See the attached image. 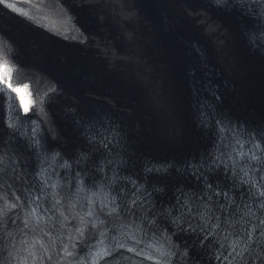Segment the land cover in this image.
I'll list each match as a JSON object with an SVG mask.
<instances>
[{"label": "bare ground", "instance_id": "obj_1", "mask_svg": "<svg viewBox=\"0 0 264 264\" xmlns=\"http://www.w3.org/2000/svg\"><path fill=\"white\" fill-rule=\"evenodd\" d=\"M69 1L87 25H84L86 29L82 35L86 38L81 44L64 42L81 47L84 52H93L91 58L100 60L104 70V78L100 77L103 79L102 91L93 87L97 80L86 83L83 92L74 89V79L57 65L52 67L61 75L44 72L52 75L57 91L46 105L49 122L43 127V143L55 145L72 157L81 153L74 165L86 175H92L94 163L101 153L93 144L83 143L80 132H85L91 121L94 123L101 118L112 121L119 138L118 170L143 183L150 195L151 207L158 212L176 204V197L195 196L206 186L216 188L225 184L227 177L222 169L211 164L210 159L220 139L218 125L229 128L235 123L254 130L264 127V0H173L177 4L176 14L182 17L179 19L176 15L172 17L175 12L169 2L160 0L168 12L164 17L171 16L175 19L172 24L175 31L179 34H182L180 29L183 31L178 38L180 44L175 46L183 55L182 72L170 74L171 79L180 77V83L185 87L183 91L178 89L181 98L175 92H168L163 67L155 60L150 47L145 48L150 29L143 21H149L141 12L139 2L61 0L67 5H70ZM85 9L93 16L96 27L90 24ZM2 10L1 26L22 31L9 22L7 10ZM129 22L138 26L132 31L126 30ZM112 24L117 26V31L111 33ZM35 32L39 41L47 37L43 32ZM10 33L5 31L4 34L11 41L15 39L13 46L18 51L15 54L18 64L24 69H38V58H32L34 54L29 51L27 56L25 53L22 56L24 45L12 31ZM127 42L133 43L134 47ZM51 44L63 48L58 42L51 41ZM236 45L250 58L240 56L234 48ZM250 54L257 58L259 65ZM119 69L135 71L132 84L136 90L119 85ZM240 78L246 86L244 93L249 90V96L243 100L244 95H239L236 100L247 102L248 110L261 107V102V116L255 115V111L246 116L217 104V98L224 101L221 93L233 89ZM166 79L168 82L169 77ZM239 116L243 117L238 119ZM2 117L0 110V146L4 142L17 146L25 157L24 163L28 164L33 159L29 147L19 137L7 133ZM176 237L189 245V259L209 264L206 239L201 245L196 243V233L189 229L178 231ZM189 263L193 264L192 261Z\"/></svg>", "mask_w": 264, "mask_h": 264}, {"label": "water", "instance_id": "obj_2", "mask_svg": "<svg viewBox=\"0 0 264 264\" xmlns=\"http://www.w3.org/2000/svg\"><path fill=\"white\" fill-rule=\"evenodd\" d=\"M135 2H139L140 0H134ZM142 2V1H141ZM141 12L145 16V18L148 19L149 23L144 19L143 24L146 23L149 26L147 27L150 29V36L148 38V42L145 44V48L150 47L151 52L155 55V60H157L159 66H162L165 69H163L162 75L164 76L165 79V86H168V91L171 90L174 92H177L179 94V88L180 86V80H177V76L174 78H170L171 75L174 72H176V75H179L181 71L182 64L179 63L178 57L180 56L179 54H176L174 52L173 47L176 45H179V41L177 39V35L174 32L173 27L171 24L166 26L165 28L162 26L163 23L160 22L159 18V13L156 12L155 6L153 4L147 5L143 4L141 6ZM113 27L111 28V33L117 31V26L115 24H112ZM138 25L135 24V22H129L126 24L125 29L132 31L137 27ZM126 44H129L131 48L134 47L133 43L127 42ZM138 68V67H137ZM136 68V69H137ZM117 71V70H116ZM135 71L130 72L128 70L122 71L118 70V78L119 80V85L121 84L123 88L126 89V87H130L131 90L137 89L134 84H132L134 78ZM168 82L167 79L168 78ZM132 84V85H131Z\"/></svg>", "mask_w": 264, "mask_h": 264}, {"label": "snow or ice", "instance_id": "obj_3", "mask_svg": "<svg viewBox=\"0 0 264 264\" xmlns=\"http://www.w3.org/2000/svg\"><path fill=\"white\" fill-rule=\"evenodd\" d=\"M29 103L24 104V111L27 112L29 110ZM241 161L247 163L249 167L247 169L241 168L239 169L245 177H247L248 184L250 187H255V183L253 182L252 178L248 176V173L253 169L256 168L257 171H264V149L261 148L259 144L253 145L252 154L249 155L247 153H239ZM237 161H233V165H237ZM264 187V184L261 185ZM227 194H225L226 196ZM259 195L264 197V192H260ZM16 205L12 204L9 207L14 208ZM37 209H32V216H35ZM260 214L264 216V204L260 206ZM200 218L202 221L203 226L205 229L213 228L211 224V220L213 219V215L211 214V210L207 208L205 205V211L200 213ZM36 219L39 220L40 217L36 216ZM218 219V218H217ZM226 224H231V221H225ZM242 225H245L246 228H252V231H246L245 235L248 238V245L240 252L236 253L239 256V264H256V261L249 259L245 261L244 256L251 255L255 252L257 260L259 264H264V219H260V217H256L254 213L251 211H247L245 220L240 222ZM218 226V225H217ZM254 233H259V235L254 236ZM235 251V249H234ZM99 255V254H98Z\"/></svg>", "mask_w": 264, "mask_h": 264}, {"label": "rangeland", "instance_id": "obj_4", "mask_svg": "<svg viewBox=\"0 0 264 264\" xmlns=\"http://www.w3.org/2000/svg\"><path fill=\"white\" fill-rule=\"evenodd\" d=\"M226 11V10H225ZM10 22V21H9ZM14 25H16L19 29H21V30H23V27L21 26V25H17V24H14ZM26 28H27V26H26ZM10 31H12L15 35H16V31H14V30H10ZM33 31L35 32V31H37V30H35V29H33V27L32 28H27V32H25V36L23 35L22 37H21V39L23 40V39H25V37H30L29 39L31 40V41H33V40H38V39H40L38 36H35V34L33 33ZM10 33V32H9ZM36 33V32H35ZM11 34V33H10ZM12 35V34H11ZM17 36V35H16ZM14 38V37H13ZM17 38H19L18 36H17ZM48 39H52V38H48ZM24 41V40H23ZM52 41L53 42H58L59 44H61V46L62 47H64V45H65V47H71V53L72 54H80L81 56L82 55H84V56H89L90 58L91 57H93V55H94V53L93 52H87L86 50V52H84V49H82L81 47H78V46H72L71 45V43H68V42H64V41H62V40H55V38L54 39H52ZM21 44V43H20ZM235 48V50L239 53V55L240 56H242L243 58L244 57H248V58H250L249 57V55L248 54H246V53H244L243 51H240V49H239V47H237V45L234 47ZM242 54H244V55H242ZM250 56H251V58H253L254 59V61L259 65L260 63L257 61V58H255V56L254 55H252V54H250ZM95 62V61H94ZM60 65H58L57 64V67H59ZM56 70H58V69H55L54 71L56 72V73H59L60 74V72H58V71H56ZM50 71H52V70H50ZM53 72V71H52ZM61 75V74H60ZM242 81H243V79L242 78H240V80L238 81V82H236V84L234 85V88L233 89H231V90H229V91H227V92H224V93H221V96L224 94V96L223 97H221V98H223V100L224 101H220V98H217L218 99V101L219 102H217V104H219V105H225V106H227V107H230L232 110H234V111H238V112H241L242 114H244V115H246V116H250V113L252 112V111H255V115L257 114V116H261L262 114V112L260 111L261 109L263 110V105L261 104V102H260V106L262 107H257L256 109H253V110H248L249 109V106H248V104H247V102H245V101H243V100H246L247 98L246 97H248L249 96V90H247V92H246V94L244 93L245 92V85L243 86L242 85ZM73 82V81H72ZM241 85V88H240V85ZM199 85V84H198ZM77 86L75 85V83H74V89H77L76 88ZM240 88V89H239ZM73 92V91H72ZM239 95H244L242 98H243V100H236V98H237V96H239ZM215 98H216V96H214ZM263 98V97H262ZM245 104V106H244V104ZM109 108V107H108ZM94 115V114H93ZM97 115H100V114H97ZM100 116H102V115H100ZM234 117H237L236 115H234ZM243 116H239V118L238 119H241ZM236 119V118H235ZM68 131H70L71 132V130H69L68 129ZM82 135H83V143H85V144H87L86 142H89L88 140H87V138H85V133H82V132H80ZM71 134V133H70ZM72 135V134H71ZM74 137H76V134H75V136ZM71 139V138H70ZM76 140V139H75ZM78 140V139H77ZM80 143V142H79ZM62 150V149H61ZM62 152H63V154L65 155H70V156H72L71 154H69V152H67V151H63L62 150Z\"/></svg>", "mask_w": 264, "mask_h": 264}]
</instances>
